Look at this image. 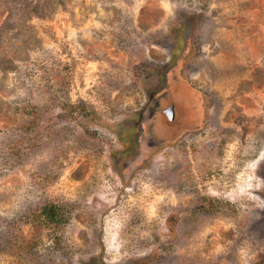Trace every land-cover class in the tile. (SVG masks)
<instances>
[{
  "label": "rangeland",
  "instance_id": "rangeland-1",
  "mask_svg": "<svg viewBox=\"0 0 264 264\" xmlns=\"http://www.w3.org/2000/svg\"><path fill=\"white\" fill-rule=\"evenodd\" d=\"M0 264H264V0H0Z\"/></svg>",
  "mask_w": 264,
  "mask_h": 264
},
{
  "label": "flooded vegetation",
  "instance_id": "flooded-vegetation-1",
  "mask_svg": "<svg viewBox=\"0 0 264 264\" xmlns=\"http://www.w3.org/2000/svg\"><path fill=\"white\" fill-rule=\"evenodd\" d=\"M162 95H164V94H162ZM153 102H154V109H155V107H156L157 110L160 111V109H161V105L157 103L158 101L153 100ZM157 104H158V105H157ZM164 111H166V109H165ZM145 120H146V118H145ZM146 121L149 122V123L147 124V126H150V125L153 123V122H150V120H146Z\"/></svg>",
  "mask_w": 264,
  "mask_h": 264
},
{
  "label": "water",
  "instance_id": "water-1",
  "mask_svg": "<svg viewBox=\"0 0 264 264\" xmlns=\"http://www.w3.org/2000/svg\"><path fill=\"white\" fill-rule=\"evenodd\" d=\"M166 113L168 115V118L172 119L173 118V113H174V110H173V107H169L167 110H166Z\"/></svg>",
  "mask_w": 264,
  "mask_h": 264
},
{
  "label": "clouds",
  "instance_id": "clouds-1",
  "mask_svg": "<svg viewBox=\"0 0 264 264\" xmlns=\"http://www.w3.org/2000/svg\"><path fill=\"white\" fill-rule=\"evenodd\" d=\"M167 110V109H166ZM173 110H174V108H173ZM168 117V116H167ZM173 117H174V113H173ZM170 119V118H169ZM173 119V118H172Z\"/></svg>",
  "mask_w": 264,
  "mask_h": 264
}]
</instances>
